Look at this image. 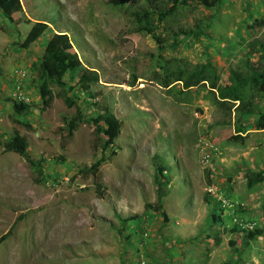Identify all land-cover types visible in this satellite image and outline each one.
Segmentation results:
<instances>
[{
    "label": "rangeland",
    "instance_id": "obj_1",
    "mask_svg": "<svg viewBox=\"0 0 264 264\" xmlns=\"http://www.w3.org/2000/svg\"><path fill=\"white\" fill-rule=\"evenodd\" d=\"M18 1L20 10L9 18L0 12V235L20 217L0 243V264H221L235 253L240 264H262L264 180L246 187L245 173L264 170V124L234 138L232 109L215 105L206 87L179 93L178 82L160 86L153 72L172 56L201 60L206 45L222 82L249 40L264 42V0H249L256 21L246 18L242 0L215 11L182 10L171 27L188 26L193 17L208 19L207 39L172 48L131 30L126 8L134 0ZM39 18L47 29L21 47ZM58 31L83 66L97 73L90 88L94 97L87 99L94 105L87 108L81 95L77 104L89 115L107 112L120 121L119 135L94 174L88 166L99 155L100 128L79 124L71 134L61 131L74 107L64 105L58 87L50 86L52 98L42 106L31 80L35 74L27 72L28 125L14 122L9 106L12 69L30 68L44 40ZM14 131L24 135L29 155L42 159L44 174L53 177L36 182L22 157L2 150ZM155 162L164 168L165 222L146 207L155 202ZM208 188L213 196L231 198L239 216L254 222L258 234L247 244L242 233L230 231L226 212L212 210ZM130 216L140 220L134 226L119 221Z\"/></svg>",
    "mask_w": 264,
    "mask_h": 264
},
{
    "label": "trees",
    "instance_id": "obj_2",
    "mask_svg": "<svg viewBox=\"0 0 264 264\" xmlns=\"http://www.w3.org/2000/svg\"><path fill=\"white\" fill-rule=\"evenodd\" d=\"M231 0H134L133 5L127 6V16L131 24V30L134 32L141 31L158 43L165 46L175 47L177 44L182 46L190 44L201 37L207 39V31L209 30L208 19L193 17V21L188 26L173 29L171 23L176 19L178 14L184 10H193L194 7H202L203 9L214 11L220 5L230 2ZM123 3V2H121ZM245 6L246 18L256 21L257 18L252 16L249 8V0H242ZM18 0H0V12L2 16L9 18L15 11L20 10ZM246 27L249 25L245 24ZM47 29L46 21L36 19L31 22L21 43V47L25 48L30 43L37 41L42 33ZM179 37V38H178ZM168 43V44H166ZM208 47L202 49V59L192 62L183 56H172L163 60L160 68L161 71L153 72V79L160 86L168 89L173 83L180 84V91L185 92L193 86L206 87L212 94V101L215 105L225 107L228 112L233 111V127L235 131L234 138H238V134L247 129H259L264 124V42L259 38H253L245 44L244 52H241L235 61L228 66L223 81H220L219 73L212 63L208 55ZM25 76L21 80L20 92L26 97V100L16 99L11 96L8 98L11 113L14 122L28 125L25 115L29 112L30 103L28 98V87L31 82L29 76L34 73L31 80L35 83V89L42 102V106H46L51 100L52 94L50 86L55 85L59 88L58 95L66 107H74V111L63 119L61 131L66 134L76 129L79 124L90 127L100 128L101 140L99 142V155L89 164L88 170L96 173L99 165L106 159L105 151L112 149L115 139L120 132V121L112 114L97 111L93 115L84 112L82 105L77 104V100L82 98V103L89 108L94 105L90 102L94 95L90 88L97 84V73L83 66L78 60L76 52L72 49V45L64 32H52L43 42L42 53L32 63L30 68H22ZM28 72V73H27ZM34 79V80H33ZM13 80L11 91L13 90ZM81 95V96H80ZM89 99V100H87ZM19 116V117H18ZM252 118L251 121H247ZM1 147L3 151H11L22 157L25 162L32 168L35 173L34 180L36 182H46L50 177L45 175L42 169L40 158H33L29 155L28 142L24 135L14 131L10 136L5 138ZM110 150V153H114ZM164 168L155 162L153 173V185L155 190V202L149 206L151 210L160 212L161 220H167L166 214L161 210V200L165 195V181L163 180ZM209 170L204 171L205 183L209 182ZM52 179V178H51ZM54 180V178H53ZM264 180V170H247L245 173V185H252ZM227 197V196H225ZM228 198V197H227ZM212 210L214 207L221 212H226L231 221L233 215L237 219L239 216V206L233 208L231 213L223 210L218 201H212ZM216 205V206H215ZM213 221L217 220L214 212H210ZM11 227L0 235V243L7 237ZM139 216H130L119 219L120 222L129 221L134 226L139 221ZM230 231H239L242 233L243 243L247 244L252 237L258 234V230L244 231L240 230L237 224L231 222ZM131 232V231H130ZM233 242L229 240V245ZM221 264H240L239 254L235 253L234 258H228ZM264 264V262L262 263Z\"/></svg>",
    "mask_w": 264,
    "mask_h": 264
},
{
    "label": "built area",
    "instance_id": "obj_3",
    "mask_svg": "<svg viewBox=\"0 0 264 264\" xmlns=\"http://www.w3.org/2000/svg\"><path fill=\"white\" fill-rule=\"evenodd\" d=\"M24 76H25V73L22 71V69H19L17 67L12 69V78H13V83L15 85L13 84L14 86L11 92V96L16 99H23V100L27 99L26 97H24L22 92H20L21 80ZM206 156L207 155L203 156L205 158V161L207 160ZM209 186H213V185H209ZM207 193L210 196H212L213 199L218 201V204L220 205L221 208H223V210H226V211L228 210V213H231L233 211V208L238 206V204L234 203L231 198H227L225 196H219V197H217L216 195L213 196V193L211 192V188L207 189ZM231 221L237 224L240 230L249 231L254 228V222L252 220H245V221L240 220V219H237L235 215H233L231 217ZM142 263L143 262H141V264Z\"/></svg>",
    "mask_w": 264,
    "mask_h": 264
},
{
    "label": "crops",
    "instance_id": "obj_4",
    "mask_svg": "<svg viewBox=\"0 0 264 264\" xmlns=\"http://www.w3.org/2000/svg\"><path fill=\"white\" fill-rule=\"evenodd\" d=\"M216 210L219 211V212H221L220 210H218V208H216ZM220 214H222V213H220ZM222 215H223V214H222Z\"/></svg>",
    "mask_w": 264,
    "mask_h": 264
}]
</instances>
